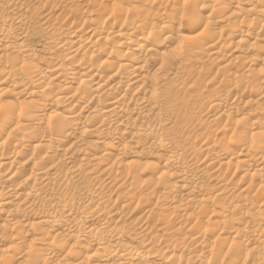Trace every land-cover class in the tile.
<instances>
[{
  "label": "bare ground",
  "instance_id": "1",
  "mask_svg": "<svg viewBox=\"0 0 264 264\" xmlns=\"http://www.w3.org/2000/svg\"><path fill=\"white\" fill-rule=\"evenodd\" d=\"M125 1L0 0V264H264V0Z\"/></svg>",
  "mask_w": 264,
  "mask_h": 264
},
{
  "label": "rangeland",
  "instance_id": "2",
  "mask_svg": "<svg viewBox=\"0 0 264 264\" xmlns=\"http://www.w3.org/2000/svg\"><path fill=\"white\" fill-rule=\"evenodd\" d=\"M127 3L128 2H126L125 0H123V2L120 3L119 5L122 6V7H125V6H127ZM92 17L95 18V17H98V15H95V14L92 13ZM181 28H183V27L180 26V29ZM182 33L185 34L186 36H188L190 38V37H192L196 33V31L194 29H191V30L182 31ZM259 122L260 123H263L264 121L263 120H260Z\"/></svg>",
  "mask_w": 264,
  "mask_h": 264
}]
</instances>
